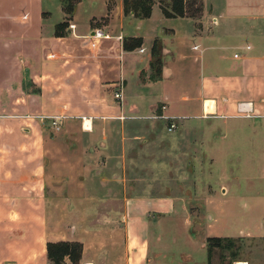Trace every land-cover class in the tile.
<instances>
[{"label":"crops","instance_id":"1","mask_svg":"<svg viewBox=\"0 0 264 264\" xmlns=\"http://www.w3.org/2000/svg\"><path fill=\"white\" fill-rule=\"evenodd\" d=\"M15 1L0 0V13ZM21 1L35 20L22 15L21 26L0 27V264H48L46 243L60 240L82 244L79 264H167L154 243L175 199L155 194L161 183L145 182L126 160L124 142L139 138L127 127L168 114L181 75L194 80L189 95L178 92L182 108L170 116L209 115L223 126L235 117L264 118V0H200L197 15L177 17L164 16L154 0L144 19L124 15L122 0H71V14L62 0ZM98 28L110 37L92 49L86 38ZM133 37L141 45L124 49ZM188 39L198 53L185 63ZM54 115L58 149L45 130L44 116ZM251 187L245 190L255 193ZM253 197L242 204L244 225L228 237L264 236L260 197Z\"/></svg>","mask_w":264,"mask_h":264},{"label":"rangeland","instance_id":"2","mask_svg":"<svg viewBox=\"0 0 264 264\" xmlns=\"http://www.w3.org/2000/svg\"><path fill=\"white\" fill-rule=\"evenodd\" d=\"M5 6L6 12L0 13L4 16L0 18V27L2 24L8 28L11 23L21 26L22 15L29 21L35 20V11L28 3L16 0L13 5ZM55 18L53 14L51 19ZM191 43L188 39L183 47L185 63L194 60L198 53ZM192 79V76H177L173 108L166 111L168 117L176 109V113L180 112L182 103L178 92L189 95V80ZM148 118L154 120L152 124ZM200 118L166 119L154 114L147 116L144 125L131 123L127 127V135L137 132L139 138L130 137L124 142L126 160L132 166L134 161L139 167L136 168L138 175L145 182L161 183L160 188L153 191L155 194L175 199L173 215L161 217V235L154 243L162 250L160 260L167 264H202L206 237L228 236L242 228L247 219V210L242 204L248 203L249 207L248 198L260 197L256 212L264 220V118L235 117L228 119L225 126L213 120L212 127L209 115ZM50 120L46 119L49 124ZM46 128L50 138L56 140L53 148L58 149L56 133L59 130L50 125ZM250 186L255 188V193L245 190ZM210 216L213 217L211 221ZM184 218L189 220L187 225ZM236 238L237 254L226 255L224 264L237 260L264 264V236ZM218 261V255L214 254L211 264H218ZM236 264L245 263L238 261Z\"/></svg>","mask_w":264,"mask_h":264},{"label":"trees","instance_id":"3","mask_svg":"<svg viewBox=\"0 0 264 264\" xmlns=\"http://www.w3.org/2000/svg\"><path fill=\"white\" fill-rule=\"evenodd\" d=\"M63 10L66 14L73 12L71 0H62ZM69 2V3H68ZM160 8L166 17L184 16L191 13L197 15L201 11L200 0H160ZM154 0H122L123 14L132 15L135 18H148ZM67 25L66 21L59 22L55 26V35L60 36ZM142 43L140 37L124 39V49L139 47ZM151 68L155 72L153 78L157 79L161 71V44L154 40L151 47ZM234 237L211 236L205 239L206 264L212 263L214 254L218 255V264H224L226 255L236 256L239 245ZM82 253V244L78 241H49L46 243V256L48 264H79Z\"/></svg>","mask_w":264,"mask_h":264},{"label":"built area","instance_id":"4","mask_svg":"<svg viewBox=\"0 0 264 264\" xmlns=\"http://www.w3.org/2000/svg\"><path fill=\"white\" fill-rule=\"evenodd\" d=\"M74 25L73 24H70L69 27L72 28ZM109 34H107L106 32L100 30L99 28L98 29H94L93 32L89 35H87V40H86V44L92 48V49H95L98 45H99V42L101 39H104V38H109ZM238 54L235 53L234 54V57H237ZM114 97L115 98H118V99H121V93L120 92H115L114 93ZM240 111L243 112V115L245 116H249L250 114L247 112L248 109H246V105L245 104H242V107L239 109ZM43 117V116H42ZM45 118L44 119H51L50 120V126L52 128H54L55 130H59L60 129V117L58 115H54V116H44ZM160 117H163V118H177V117H172V116H167V115H160Z\"/></svg>","mask_w":264,"mask_h":264},{"label":"bare ground","instance_id":"5","mask_svg":"<svg viewBox=\"0 0 264 264\" xmlns=\"http://www.w3.org/2000/svg\"><path fill=\"white\" fill-rule=\"evenodd\" d=\"M213 108H211L210 106L207 107L208 111H211Z\"/></svg>","mask_w":264,"mask_h":264}]
</instances>
